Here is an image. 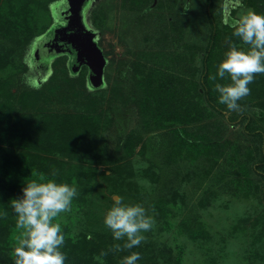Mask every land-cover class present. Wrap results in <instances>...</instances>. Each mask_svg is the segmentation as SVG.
<instances>
[{
    "label": "rangeland",
    "instance_id": "1",
    "mask_svg": "<svg viewBox=\"0 0 264 264\" xmlns=\"http://www.w3.org/2000/svg\"><path fill=\"white\" fill-rule=\"evenodd\" d=\"M39 1L42 5L45 0ZM46 1L48 2L46 9L36 7L38 10L34 12V15H37L34 17V35L23 34L20 37L21 41L29 37L25 46L18 50L13 41L15 47L13 49L18 50V53L15 52V56L17 55L15 63H10L5 68L14 57L6 53L0 58V97H2L1 103L5 106L3 111L0 108V119L8 117L12 106L19 108L21 102L26 103L23 92L27 91L25 94L30 96L29 91L32 93V89L42 88L43 94H38V102L33 105H39L37 111L45 108L56 112L71 111L88 115L90 121L68 115L57 119L53 114L55 118L51 121L57 122L62 129L64 126L73 125L84 126L82 131H86L91 126L101 129L102 136L111 141L107 142L110 146L109 152L112 154L119 153L121 157L127 158L132 153L130 154L129 150L125 151V146L131 145L135 148L134 157H136L144 146L142 142L138 143V140L131 136L135 135L136 131L142 130L146 139V151L144 155L140 154L137 157L142 164H149L151 160L156 159V147L162 145L159 143L156 145L161 139L162 129L145 133L147 123L142 124L145 119L143 115L147 116V119L149 117L151 122L155 113L147 105V110L144 105H140L137 93L134 94V91H139L140 85L147 89L153 82L155 90L153 95L150 94L149 100L154 99L159 109L163 97L161 92L163 82L167 87L172 85L175 92L177 90L183 94L187 92L186 84L191 83L193 75L196 78L194 74L196 67L199 64L200 67L202 66V56H205V50L210 49L213 44L211 35L208 36L212 23L206 0H159V5L163 8L156 3H150L146 9L138 12L131 10L133 4L130 0ZM30 2L35 6V0ZM17 3L16 0H0L1 28L6 20L16 25L21 24L23 19L21 13L17 14V20H11L12 18L9 17V10L13 9L14 5L17 6ZM214 3L215 11L221 14L219 16L221 21L215 22L227 24L233 31V25L242 15L249 10L255 11L250 0H214ZM104 12L107 13L105 20L102 17ZM152 15L155 16L154 25L152 21H147V17ZM164 18L173 19L175 23L185 27L182 38L168 41L169 46H163L164 39L157 41L158 36L153 31L167 30L162 25ZM28 26L32 29V25ZM12 28L13 26L9 29L13 31ZM90 43L94 44L100 55L96 59L95 67L89 63L86 44ZM230 43L237 47L247 46L240 40L236 41L234 35L225 34L220 41L223 47L221 60L225 58ZM140 66L146 67L145 70L140 69ZM138 71L143 74L139 75ZM216 71L217 67L212 69V75L216 74ZM53 76L55 79L60 78L58 82L68 89L70 94L71 91L79 92L70 97H68L69 93L66 94L67 102L59 100L56 95H52L51 100H48L47 95L50 90H54L51 88ZM13 77L17 82V88L12 90L15 95L9 93ZM223 81L225 80L219 78L212 81L211 89L214 90L215 83L222 84ZM61 92L64 94L66 90L63 89ZM149 92H152V88ZM55 94L60 93L55 92ZM188 96V94L184 96L183 104L188 101ZM174 98L173 95L170 99ZM189 98V108L205 107L204 111L207 113L204 115L205 121H211L224 129L221 137L209 136L213 144L218 141L226 142L225 155L221 158V163L227 170L226 180L231 184H237L235 187H226L234 194L224 193L225 195L219 199L212 197L208 207L199 209L195 208L192 202L189 206H182L181 203L171 204V208L178 212L174 215L173 221L180 222L182 218L192 213L197 217V226L205 228L209 235L213 236L209 240L212 241V244L210 242L212 248L206 245L205 240H191L185 235L178 234L177 227L163 226L164 219L158 214L156 216L153 210L147 209L155 220L152 230L144 233L148 237L147 246L142 249L136 247L131 251L139 252L141 255L137 264H264V108L257 104L258 101H264V97H250L245 101H252L246 104L239 102L242 107L240 112L229 111L226 105L219 103L217 99L215 102L211 101L207 95V88L202 85L193 88ZM94 99L98 100L95 106ZM186 105H183L182 112L186 110ZM26 107L31 108L28 103ZM13 109L15 110L13 113L19 116V109L15 107ZM222 109L226 110L220 112ZM30 116L26 119L16 118L18 123L23 122L22 125L26 126V133L35 124L34 121L47 122L41 115L36 119L33 118L32 113ZM98 117H101L102 124L98 123ZM155 125L156 121L149 124L150 127H156ZM210 128L212 127L207 126L205 130H201L203 138H209L210 132H216L215 127H213L214 131ZM28 135L32 137L31 132ZM203 141L205 143L207 139ZM183 147L179 143L178 150L170 155L169 162L164 163L167 170L175 169L174 166L177 164L178 169L180 167L188 169L190 166L197 168L198 154L211 151H206L201 144L196 147L188 145L187 150L182 149ZM232 149L237 154L235 159L232 157L234 153ZM249 149L253 150L251 156L248 155ZM99 154L102 157L106 156L105 151ZM177 161L178 163L175 164ZM200 161L198 160V163ZM126 163H129V160L120 164L126 166ZM96 165L102 174L98 175L94 186L89 212L81 211L82 221L77 219L70 221L69 212L62 213L57 218V222L61 224L62 229L68 227L66 236L74 237L84 232L86 238L91 241L92 253L102 261L105 257H100L101 251H108L113 245L124 243L113 239L111 231L105 226L104 217L107 211L117 198H122L125 204H142L146 208V203L140 198V192H143L145 187L150 189L151 179L136 172L131 174L126 172L123 174L125 181L120 182L119 170L106 163ZM243 166L246 168L242 169ZM111 175L113 176L110 179ZM240 177L246 180L247 185L233 182ZM255 183L257 186H254ZM212 184L214 180L208 183V185ZM208 185L199 189L197 199L200 193L209 187ZM216 188L217 186H212L209 191ZM170 215L173 216L172 213ZM13 230L16 238L18 231L16 228ZM157 247L158 254L155 255L153 250ZM82 251L87 252L88 246L82 248ZM126 251L109 252L108 255L110 258L122 261L130 254H125Z\"/></svg>",
    "mask_w": 264,
    "mask_h": 264
},
{
    "label": "trees",
    "instance_id": "2",
    "mask_svg": "<svg viewBox=\"0 0 264 264\" xmlns=\"http://www.w3.org/2000/svg\"><path fill=\"white\" fill-rule=\"evenodd\" d=\"M16 1L18 2L17 6L14 5L13 9L9 10V17L12 18L11 20L16 19V17H18L17 14L21 13V15H23L21 24L16 25L14 23V25L12 21L6 20L3 27H0V58H2L6 53H10L14 57L8 64H6L5 68L7 65H10V63H15L17 57V55L15 56V52L18 53V50H21L22 46H25V43L29 38L26 37L21 41L20 37L23 36V34L27 36L34 35V17L37 16L34 15V12L38 10L36 7L39 9H46L48 3L45 0L41 5L39 0H35V6H33L30 0ZM130 1L133 4V2H137L138 0ZM153 1L154 0H152V2ZM157 1V5L163 8V6L159 5V0ZM139 2L140 3H137L138 5L143 4L142 1L139 0ZM206 2V6L207 4L209 6L208 15L212 23L209 28L208 36L211 35L210 38L213 41V44H211L212 46L210 49L205 50L206 54L205 56H202V66L199 67L200 65H198L196 67L198 70H195L194 72L195 74L198 71H202V77L200 75V78L198 80L195 79L193 82L195 87L202 85L204 88H207V95L209 99L215 102L216 99L219 100V94L215 91V88L214 90L211 89L212 81L209 79V76L213 73L212 69H215V67H217L222 61L220 59V54L223 51V47L220 44V41L223 40L225 34L233 35V29L227 24L215 22L220 20L219 16L221 14L220 12L217 13L215 11L214 0H206ZM250 3L256 13L264 14V0H250ZM30 6L32 8H30ZM106 14V12L102 14L104 20ZM167 23L168 25H166ZM28 25H32V29L29 28ZM162 25H164L168 31H153L158 36L157 41L164 39L163 46H169V44L167 45L168 41L172 42V40L178 37L182 38V34L185 31V27H183V25L175 23L173 19L167 20L166 18L162 20ZM12 26L14 28H12L13 31L9 29ZM235 38L236 41L239 40V38ZM13 41L18 50L13 49L15 48L13 46ZM247 47L248 46L243 48ZM164 57H166L165 54ZM8 77L10 78V76ZM59 79H57V77L55 79L53 76L51 88L54 90H50L49 95H47V99L51 100L50 97L52 95H56L59 97V100L67 102L66 97L69 93L68 89H65L63 85L58 82ZM15 80L16 79L13 77V83ZM229 82L230 80L225 79L222 84ZM154 87V83L151 82V87L146 89L142 88L140 85L139 91H134V94L137 93L138 101L141 103L140 105H144L145 107L147 105L149 109L155 107V109H152L155 114L152 116L153 120H151V122L149 117L147 119V116L143 115L145 119L142 121V124L144 122L147 123H145L147 126L145 133L149 134L162 129L160 134L161 139L156 142V145H158V143L162 145L156 147V159L151 160L149 164H142V161L137 157L140 156V154L144 155L146 151V139H144V132L142 130L136 131L134 133L135 135H132L131 137L133 139H137L138 143L142 142L144 146L142 147L143 149L136 157H134L136 154L135 148L131 145L125 146V151L129 150L130 154H132L127 156V158L124 156L121 157L119 153L112 154L109 152L110 146L107 142L109 140L102 136L101 129L91 126L86 129V131H82L84 126L73 125L71 127L64 126V132L62 128H59L57 122L51 121V119L55 118V116L58 119L63 115H68L73 118H85L90 121L88 115L78 112L74 113L71 111L56 112L54 110H46L42 107V111H37L39 109L36 108H38L39 105H33L38 102V94H43L44 89H32V93L29 91L30 96L25 94L27 91L23 92V98L26 103L31 106V108L26 107V103L21 102L19 104V108L16 106H12L10 108L12 111L9 110L10 112L8 113V117L0 119V264H14L12 252L16 243V238L13 234V229L16 228V216L12 211L9 201L13 198L22 196V189L25 187V183H27L30 179H38V174L40 173H43L49 179H55L58 183L66 182L70 185L75 183L78 187L79 195L73 200L71 211L68 213L70 218L68 219L70 221H74L76 219L82 221L81 211L87 213L91 209L94 186L97 183L98 175L102 174L100 168L96 164L102 163H106L112 168L119 170L118 175H120V178L118 177V179L120 182L121 180L122 182L125 181V175L123 174L126 172H129L130 174L136 172L137 174H142L144 177H150V189L145 187L143 192H140V198H142V200L146 203V209H154L155 215L157 216L158 214L160 218L164 219L163 226L171 228L177 227L179 228V230H176L178 234L185 235L191 240H205L207 242L206 245L208 247L210 246L209 248H212L210 245V242L212 244V241L209 240L212 239L213 236H210L205 228L197 226V217L192 213L191 215H187L182 218L180 222H175L173 221V217L174 215H177L178 212L171 208V204L178 205L181 203L182 206H189L192 202L194 203L193 206L197 209L205 208L209 206L212 197L219 199L225 195L224 193L229 195V193L232 192L231 189L226 187L237 186V184H231L230 181L226 180L228 177L226 172L227 170L221 163V158L225 155L224 144H226V142L218 141L215 144L211 142V138H215L217 136L221 137L224 129L220 126L219 128L218 125L212 123L211 121H205L204 115L207 114L204 111L205 107L197 109L189 108L190 100L184 103L187 104V108L182 112L184 100H179L177 92H175L172 85L167 87L164 85V82L162 83L161 92L163 97L159 109L157 104L153 101L154 99L149 100L151 98L150 94H152L153 90H155ZM151 88L152 92H149ZM249 88L251 89V94L241 100V103H249V101L252 100H245L253 96L256 98L264 97V75H257L255 77V81L249 85ZM63 89L66 90V93L64 94L61 92ZM12 90L13 87L11 85V91L9 93L11 95H15ZM55 92L60 94H55ZM78 92L79 91H71L72 94L69 93L68 97H70V95L73 96L74 93ZM138 92L140 97L138 96ZM190 94L191 93H189V96ZM62 95L63 97H61ZM173 95L175 98L172 100L170 98H172ZM1 101L2 97H0V108L3 111L5 106H3L4 104L1 103ZM93 101H95V106V104L98 103V100L94 99ZM257 104L264 108V101H258ZM14 107L19 109V116L17 113H13L15 112L13 109ZM147 107L146 110L148 109ZM175 107L177 109H174ZM28 110L32 111L28 112ZM224 110L226 109H222L220 112H223ZM31 113L33 114L34 119L41 115L47 122L39 123L38 121H34L35 124L32 125L29 128V132L26 133V126L22 125L23 122L18 123L16 118L22 117V119H26L28 116L31 117ZM100 114L101 113H99V116ZM209 118L212 119L210 116ZM98 121V123L102 124L101 117H98ZM152 121L153 123L156 121V127L149 126ZM207 126L212 127L210 130L213 131V127H215L216 132H210V134H208L209 138H203L201 130H205ZM30 132L32 133L31 138L28 135ZM83 132L86 133L83 134ZM131 132L129 134H131ZM204 139H207V142L204 143ZM179 143L184 146L182 149L185 148V150L189 149L188 145L196 147L201 144V147L205 148L206 151H211L205 154L202 152L198 154L196 164L197 168L190 166L188 169H184L182 167L178 169L177 161L175 163L177 165L174 166L175 169L167 170L164 163L169 162L170 155L178 150L177 145ZM217 146H219V148H216ZM98 151H105L106 156L102 157ZM252 153L253 150L249 149L248 155L251 156ZM236 156V151H234V153H232V157L235 159ZM126 159L129 160V163H126V166L120 164L123 161H127ZM198 160H201L200 163H198ZM246 166H243L242 169H245ZM54 171L58 172V175L52 176ZM112 176L113 175L110 176V179ZM137 178L141 180V178ZM213 180L214 184L208 185L209 181L212 182ZM233 182H240V184L244 183L243 186L247 185L246 180L244 181L241 177ZM207 185L209 187L204 189L200 193L199 199H197L199 189H202ZM212 186H217V188L209 191ZM254 186H257V183H255ZM232 194L234 193L232 192ZM77 207L80 210H78ZM197 209L195 210L196 212ZM5 210L8 212L7 217L2 215ZM170 213H172L173 216H171ZM68 230V227L63 228L64 235ZM82 235L84 236L82 237ZM145 236L147 237V235ZM157 243L158 242H155V244ZM90 245L91 241L86 238L84 232L74 237L65 235V245L61 249V251H63L67 256L65 264H121V261L110 258V255H107L105 259L101 261L97 255L92 253ZM87 246L88 251H82V248ZM145 246H147L146 242L142 243L138 248L142 249ZM157 250L158 247L153 250L155 255L158 254ZM129 253L130 252L128 250L125 252V254ZM213 255H215L214 251Z\"/></svg>",
    "mask_w": 264,
    "mask_h": 264
},
{
    "label": "clouds",
    "instance_id": "3",
    "mask_svg": "<svg viewBox=\"0 0 264 264\" xmlns=\"http://www.w3.org/2000/svg\"><path fill=\"white\" fill-rule=\"evenodd\" d=\"M233 35L247 48L229 44L225 58L218 64L216 74L209 79H228L229 83H215L219 103L229 111H242L241 100L251 94L249 85L257 75H264V14L247 11L233 25ZM58 175L54 171L52 176ZM22 196L9 201L16 216V246L12 256L14 264H65L66 254L61 251L65 245V235L57 218L71 211L73 200L79 195L75 183H58L43 173L38 179H30L22 189ZM155 210L153 209V212ZM2 215L7 217L5 210ZM105 226L113 239L124 241L115 244L108 251H101L100 257L109 252L128 250L121 264H137L139 252L131 251L147 241L144 233L152 230L154 216L142 204H125L117 198L104 217Z\"/></svg>",
    "mask_w": 264,
    "mask_h": 264
},
{
    "label": "crops",
    "instance_id": "4",
    "mask_svg": "<svg viewBox=\"0 0 264 264\" xmlns=\"http://www.w3.org/2000/svg\"><path fill=\"white\" fill-rule=\"evenodd\" d=\"M140 1H142V3L143 4H137V3H140L139 2V0L137 1V2H134L133 3V6L131 7V10H133V11H142V10H144V9H146L148 6H149V4L150 3H156L157 4V0H155V2L153 1L152 2V0L150 1V0H140ZM148 3V4H147ZM146 4V5H145ZM143 5H145V6H143ZM134 6H136V7H134ZM141 6H143L142 8H140V9H138L139 7H141ZM154 18H155V16L154 15H152V16H150V17H147V21H152L151 23L154 25V22H155V20H154ZM200 65V64H199ZM200 67V66H199ZM140 69H142L143 68V70L146 68V67H143V66H140L139 67ZM196 70H198V69H196ZM138 74L139 75H142L143 74V72H141V71H138ZM196 74V78L194 77V75H193V77H192V79H191V83L190 84H186V86L187 87H185L186 88V90H187V92L186 93H180L178 90H177V97L179 98V100H184V96L186 95L187 96V94L189 95V93H191V90L193 89V88H196L195 87V84H194V80L195 79H199L200 78V75H201V77H202V72L201 71H198L197 73H195ZM139 80H141V78L139 77ZM12 85V87L13 88H17V82L15 81L14 83H12L11 84ZM188 100H189V96H188ZM152 109H155V107L154 108H152Z\"/></svg>",
    "mask_w": 264,
    "mask_h": 264
},
{
    "label": "water",
    "instance_id": "5",
    "mask_svg": "<svg viewBox=\"0 0 264 264\" xmlns=\"http://www.w3.org/2000/svg\"><path fill=\"white\" fill-rule=\"evenodd\" d=\"M87 49L89 51V63H91L93 65V67L96 66V59H98L100 57L99 55V51L95 49L94 44L90 43V44H86Z\"/></svg>",
    "mask_w": 264,
    "mask_h": 264
}]
</instances>
